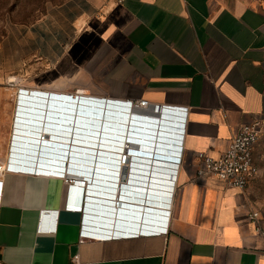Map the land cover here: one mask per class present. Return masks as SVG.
<instances>
[{
  "label": "crops",
  "instance_id": "0c3cea01",
  "mask_svg": "<svg viewBox=\"0 0 264 264\" xmlns=\"http://www.w3.org/2000/svg\"><path fill=\"white\" fill-rule=\"evenodd\" d=\"M5 77L26 92L24 109L37 111L17 118L11 136L37 143L13 141L29 146L13 149L89 150V164L67 155L58 162L91 180L67 185L61 166L19 158L10 142L3 165L22 170L0 174V264H264V240L247 220L257 209L253 180L239 189L197 177L199 152L221 155L242 125L264 119V5L73 0L8 29L0 41ZM79 96L98 104L82 106ZM130 101L149 106L132 111ZM121 143L138 159L118 175ZM252 155L256 163V146ZM158 159L169 163L165 184L149 181L160 194L134 190L150 176L138 164L153 173ZM96 201L111 207V218L93 214Z\"/></svg>",
  "mask_w": 264,
  "mask_h": 264
},
{
  "label": "built area",
  "instance_id": "2783aa9c",
  "mask_svg": "<svg viewBox=\"0 0 264 264\" xmlns=\"http://www.w3.org/2000/svg\"><path fill=\"white\" fill-rule=\"evenodd\" d=\"M105 1L113 2L115 4H123L126 2V0ZM129 103L131 106H134L138 109H144L149 106L147 101H130ZM263 133L264 119H256L253 123L242 125L238 129L236 134L229 139L227 147L221 155L212 156L206 151L199 152L197 156L201 165L197 171V177L201 178L208 176L215 180H221L229 186L235 188H247L249 183L254 180L259 173V169L254 162L252 154L254 147L260 141ZM127 147L128 146L125 143H121V145L116 148L117 152L114 153V155L117 156L118 168L120 169L118 171V175L121 174V169L123 166H128V164L131 165L130 170L134 171L133 166L136 165L134 160L138 159L135 156L131 157L127 151ZM138 165L148 167V165ZM172 165L177 166L178 164L173 163ZM5 171L6 170H1L0 166V174L4 173ZM146 171L142 170L141 172L146 173ZM61 177L64 179V182L67 185H87L85 180L86 178L81 179L79 177V179L78 177L76 178L75 176L69 174L61 175ZM89 184L87 185L88 187ZM1 189L2 182L0 181V194ZM247 220L249 225L252 227L254 235L264 240V215L262 214L261 210H252L248 214ZM77 260L78 257L76 256L74 261Z\"/></svg>",
  "mask_w": 264,
  "mask_h": 264
},
{
  "label": "rangeland",
  "instance_id": "374dc122",
  "mask_svg": "<svg viewBox=\"0 0 264 264\" xmlns=\"http://www.w3.org/2000/svg\"><path fill=\"white\" fill-rule=\"evenodd\" d=\"M71 1L73 0H0V41L6 36L8 29L15 24H25L33 18L40 17L50 7L69 4ZM243 1L264 5V0ZM6 77L5 81H0V164L6 162L10 142L11 152L15 151L14 140L11 141L15 120L25 117L23 114L20 115V112L25 113V94L18 90L20 87L15 86L12 78ZM256 150L258 159L255 164L259 174L252 181L251 187L256 197V208L264 213V133L256 145Z\"/></svg>",
  "mask_w": 264,
  "mask_h": 264
},
{
  "label": "bare ground",
  "instance_id": "6f19581e",
  "mask_svg": "<svg viewBox=\"0 0 264 264\" xmlns=\"http://www.w3.org/2000/svg\"><path fill=\"white\" fill-rule=\"evenodd\" d=\"M23 93L25 94L26 92L25 91H23ZM30 98V97H29ZM81 100V101H80ZM77 102L79 103V102H81V103H83L82 104V106H84V105H89V106H91V105H96V104H98V103H96L95 101H94V99H92V98H88V97H84V96H79V97H77ZM31 105L32 104H27V106H28V109H26L25 111L28 113V115H26L25 116V118L26 119H28V120H31L32 118H33V116L31 115V113L33 114H35V112H37V111H31ZM100 106H102L103 107V109L104 108H106L107 107V105L106 104H104V103H100L99 104ZM35 107V106H34ZM111 107V105L109 106L108 105V109H111L110 108ZM90 109H93L92 107L91 108H81V107H79V110H80V112H85V111H88V110H90ZM132 109V111H137L138 110V108H131ZM39 113V112H38ZM80 114H83V115H87V114H85V113H80ZM136 116H134V118H135ZM17 122H20L21 123V120H16L15 122H14V126L16 125L15 123H17ZM24 123L25 124H32V125H34V123L33 122H30V121H24ZM51 123L52 124H55V121L54 120H51ZM133 123H135V122H133ZM47 128L49 127V126H46ZM52 128H54V129H56L57 127H55V126H51ZM134 127H132V129H133ZM44 133V132H43ZM45 134H48V133H46L45 132ZM84 134H89V133H84ZM23 135H27V136H35V135H30V134H23ZM38 137H41V136H38ZM61 137V136H60ZM71 137H74L73 136V134L71 135ZM41 138H43V137H41ZM80 139L81 141H89L91 138H84V137H74V139ZM73 139V138H72ZM51 140H56L57 142H64V140L63 139H58V138H51ZM14 141L16 142V141H22V142H30V144H32L33 142H35V141H33V140H29V139H23V138H14ZM14 142V145L15 146H18V148H20V149H23V148H26L27 147V149H28V147L29 146H26V145H24V144H17V143H15ZM35 143H37V142H35ZM74 143L75 144H77L78 146H80V147H88V146H90V144H87V143H76L75 141H74ZM45 147H48L49 145H51V144H49V143H42ZM54 147H57V149L56 150H53V149H47V150H43L41 147L40 148H37V153H32V152H25V151H23V150H20V149H18V150H15V151H17L19 154H22L21 156H19V158H23V159H26L28 162H34L36 159H34L32 156H34V154H36V155H40L43 159H40V162H42V163H45V164H54V165H58L59 167L61 166L63 169H58V170H61L62 172V174H60V175H65V174H69V175H72V176H75L76 178L78 177H80L81 179H85L86 180V184L88 183V182H90V178H89V174H87V173H83L82 174V172H76L75 170H73L72 168V171H70V170H65V167H66V161H65V163L64 164H59V162L58 161H60V160H62L63 159V156L64 155H67V156H71L72 157V159H71V161L72 162H74V163H79V164H82V163H84V164H89V161H87L85 158V156H88L86 153L87 152H89V150H85V149H80V148H75V149H72V153H70V151H69V153L68 152H65L66 151V148L65 147H62V146H60V145H54ZM101 147H103V146H101ZM53 148V147H52ZM43 154H42V153ZM84 152V153H83ZM25 153H28L29 155L28 156H23V155H25ZM52 160V161H51ZM54 160H56V161H54ZM25 165H29V166H34V164H32V163H24ZM165 164H169V163H165ZM16 165V164H15ZM0 166H1V170H8V169H12V168H15V169H21V168H19V167H13V166H4L3 164H0ZM41 167H43V168H47V166H41ZM73 167V166H72ZM49 169H51V170H54V171H56L57 169L56 168H50L49 167ZM22 170V169H21ZM33 171V170H32ZM150 173V171L148 172V171H146V174H149ZM59 175V174H58ZM80 175H82V176H80ZM129 176L131 177V176H133V173L131 172V174H129ZM79 178V179H80ZM143 179L144 180H146V181H142V182H140L141 184H144V185H147V187H145V188H143V187H140V189H144L145 191H155V190H152V189H150L151 188V186L152 185H154L152 182H150L149 183V180H150V176H147V177H143ZM152 179H154V178H151V180ZM89 180V181H88ZM130 182H132V180L130 179ZM149 185H150V187H149Z\"/></svg>",
  "mask_w": 264,
  "mask_h": 264
},
{
  "label": "water",
  "instance_id": "95a60500",
  "mask_svg": "<svg viewBox=\"0 0 264 264\" xmlns=\"http://www.w3.org/2000/svg\"><path fill=\"white\" fill-rule=\"evenodd\" d=\"M36 95V94H35ZM38 96H40V95H38ZM33 108H40V107H38V106H36V107H34L33 106ZM148 108V107H147ZM147 108H142V109H138L137 110V112H143V111H145ZM89 111V110H88ZM64 112V111H63ZM65 113V112H64ZM66 113H68V112H66ZM56 117V119H61L62 120V117L61 116H59V115H56L55 116ZM65 118H68V117H65ZM84 153V152H83ZM88 153V152H87ZM86 153V154H87ZM85 157H87V156H85ZM142 161H144V162H148V160H142ZM167 161L166 160H153V161H150V163L151 164H155L156 166H160V168L159 169H154V171H153V173H152V166L151 165H149L147 168H150L149 170H147V169H145V171L147 170L148 172L150 171V173H149V175L150 176H153L152 178H154V179H150L149 181H152V182H156V183H158V184H160V185H162V184H165L166 183V181H165V179L167 178V171L165 170V169H163L165 166H167V165H169V164H165ZM146 167V166H145ZM154 168H156L155 166H154ZM144 186H146L147 187V185H144V184H142V187H144ZM155 188H157V189H162V187L161 186H155ZM134 190H139L140 192L141 191H144V190H142V189H134ZM154 193H157V194H160L159 193V191H154ZM96 205H95V207H94V211H93V214L94 215H96L99 219H100V221H103L104 219H106V218H111V215H112V213H113V211H112V209H111V207H108V206H105L103 203H97V201H96V203H95Z\"/></svg>",
  "mask_w": 264,
  "mask_h": 264
}]
</instances>
